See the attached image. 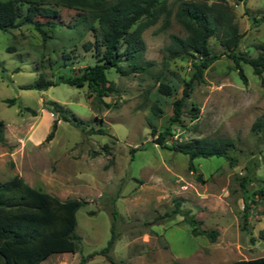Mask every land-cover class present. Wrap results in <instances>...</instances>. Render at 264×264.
<instances>
[{
    "label": "rangeland",
    "instance_id": "obj_1",
    "mask_svg": "<svg viewBox=\"0 0 264 264\" xmlns=\"http://www.w3.org/2000/svg\"><path fill=\"white\" fill-rule=\"evenodd\" d=\"M181 1L170 0L172 15H163L144 31L147 47L140 64L145 69L129 74L107 70L116 90L104 97L105 103L87 86L59 82L61 74L96 63L94 46L102 30L95 13L63 10L61 25L45 26V39L28 24L0 30V118L6 139L0 141V181L19 174L62 200L89 201L77 211L81 251L54 254L41 264H79L82 255L106 247L114 212L117 236L108 252L111 260L99 254L86 264H228L264 256V197L259 194L264 188V134L253 131L264 115V73L256 75L251 65L242 63L244 82L212 37V50L220 57L206 70L203 82L194 80L179 120L172 121L174 101L182 97L194 72L191 56L167 52L171 34L187 35L175 17ZM227 2L242 33L238 51L258 55L264 21L256 23L252 17L264 15V0ZM120 64L130 68L127 61ZM40 77L57 84L26 88ZM162 83L172 94L160 92ZM51 101L62 106L60 113ZM27 106L38 114L24 110ZM63 115L105 132L84 133ZM56 121L55 136L48 141ZM152 125L158 131L171 128L165 140L170 147L196 139L212 145L231 140L236 162L216 156L191 160L188 154L163 148L155 142ZM250 176L246 194L242 181ZM246 195L250 207L245 228ZM177 202L202 220L203 228L219 230L216 240L193 235L181 215L155 222Z\"/></svg>",
    "mask_w": 264,
    "mask_h": 264
},
{
    "label": "trees",
    "instance_id": "obj_2",
    "mask_svg": "<svg viewBox=\"0 0 264 264\" xmlns=\"http://www.w3.org/2000/svg\"><path fill=\"white\" fill-rule=\"evenodd\" d=\"M170 0H0V30L8 31L22 25H32L43 38L48 34L45 26L56 27L62 24L63 10H80L97 15L102 30L101 41L95 42L98 59L95 64L88 65L68 75L61 74L59 82L87 86L95 94L98 101L105 103L104 97L115 92V83L107 76V70L115 68L122 74H129L145 69L140 64L147 44L143 37L144 31L156 24L166 15L171 16L173 11L169 5ZM244 1V0H242ZM177 21L187 32L186 36L171 34V43L167 47L170 56L182 54L193 58L194 72L192 78L185 83L183 95L174 101L175 115L172 121L179 120L185 99L193 90V82L204 81L206 70L217 60L220 55L213 52L211 38L215 37L225 48L228 56L234 61L239 76L247 82V76L242 63L252 66L256 75L264 73V45H259L258 55L251 56L239 52L238 47L242 38L235 16L227 0H217L209 3L208 0H182L175 12ZM256 23L264 21L262 17H252ZM90 46V44L86 45ZM87 47V48H88ZM122 61L129 63V69L120 64ZM40 77L35 83L26 88L47 89L55 85ZM160 92L165 95L172 94V88L167 83H162ZM9 104H14L15 99H9ZM108 104V103H107ZM50 105L57 112L62 106L55 101ZM24 110L37 115V110L25 107ZM159 111V107H154ZM66 121L80 128L84 133H104L102 127L96 128L89 122L74 117L72 120L63 115ZM58 122L47 136L51 140L55 136ZM152 135L156 136V143L161 147L173 149L188 154L191 160L198 157H224L231 164L236 158L231 154L234 142L227 140L219 144H207L203 139H196L195 143H187L170 147L166 143L167 135L171 128L158 131L152 125ZM5 122L0 118V141L6 142L4 136ZM253 131L264 134V115L253 125ZM97 154L96 152H93ZM194 169V165L191 164ZM251 176L244 178L242 187L247 194V184ZM259 194L264 197V188ZM89 201L83 198H68L62 200L56 195L43 191L30 185L23 176L16 174L6 181H0V264H41L54 254L78 253L81 251L82 237L77 232V211ZM250 207L247 195L244 197L245 228ZM112 237L106 247L94 251L87 256L82 255L79 264L86 262L96 255H107L113 248L116 240L114 232L116 213L113 214ZM177 215L183 216L191 226L193 235H203L211 240H216L219 235L217 229L203 228L202 220L198 219L190 210L181 208L180 202L176 206L155 218L156 221H168ZM228 264H264V256L248 260H237Z\"/></svg>",
    "mask_w": 264,
    "mask_h": 264
}]
</instances>
